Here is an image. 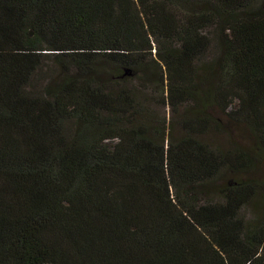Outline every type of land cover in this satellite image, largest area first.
I'll return each instance as SVG.
<instances>
[{"label": "trees", "instance_id": "1", "mask_svg": "<svg viewBox=\"0 0 264 264\" xmlns=\"http://www.w3.org/2000/svg\"><path fill=\"white\" fill-rule=\"evenodd\" d=\"M0 264H264V0H0Z\"/></svg>", "mask_w": 264, "mask_h": 264}, {"label": "rangeland", "instance_id": "2", "mask_svg": "<svg viewBox=\"0 0 264 264\" xmlns=\"http://www.w3.org/2000/svg\"><path fill=\"white\" fill-rule=\"evenodd\" d=\"M154 107L156 108V112L162 116H163V114L166 113V111L168 109L167 107L162 106V105H156ZM231 129L235 132L236 135H238L239 137H242V139L246 140L248 143H250V144L252 143L251 134L249 133V131L246 128L236 126L233 128L231 127ZM205 137L207 139H208V137L212 138V139L215 138L218 141H221V140L225 141L227 139L226 133H215L214 135L210 134L209 136L206 135Z\"/></svg>", "mask_w": 264, "mask_h": 264}]
</instances>
